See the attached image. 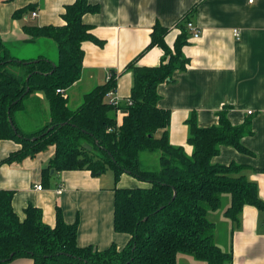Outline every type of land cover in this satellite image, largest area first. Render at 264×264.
Returning <instances> with one entry per match:
<instances>
[{"label": "trees", "instance_id": "1", "mask_svg": "<svg viewBox=\"0 0 264 264\" xmlns=\"http://www.w3.org/2000/svg\"><path fill=\"white\" fill-rule=\"evenodd\" d=\"M32 11L33 6H27L12 17L19 19ZM98 11L99 6L88 0H75L61 14L63 25L22 27L32 41L54 42L55 60L41 54L17 59L0 37V141L11 140L20 146L0 164L20 163L53 147L52 158L41 170L43 179L51 171H87L92 177L110 171L115 184L123 174L148 184L114 188L113 228L130 239L121 250L115 246L102 251L79 247L77 223L66 224L60 209H56L54 227L46 225L41 210L32 205L20 220L11 205L13 191L0 190V264L19 258L31 259L33 264H177L179 256L201 264H232L231 251L216 243L218 218L233 230L244 206L264 211V203L258 198L256 184L242 174L243 166L218 165L212 159L222 146L247 153L241 139L251 133L249 123L233 127L227 111L222 110L217 125L200 128L192 115L186 123L191 154L169 143L170 112L158 108L157 88L171 82L174 73L188 64L181 51L190 37L188 21L180 26L172 49L164 41L168 29L153 26L149 44L124 69L132 76L124 103L113 107L106 100V94L116 90V74L112 73L109 81L83 94L80 104L70 108L66 96L56 91H65L80 79L82 43L101 45L82 21L85 14ZM153 47L163 51L160 63L138 65L137 60ZM36 94L47 102L49 119L27 133L15 116ZM117 111L123 112L120 123ZM146 152L156 154L158 170L142 167L141 155Z\"/></svg>", "mask_w": 264, "mask_h": 264}, {"label": "crops", "instance_id": "2", "mask_svg": "<svg viewBox=\"0 0 264 264\" xmlns=\"http://www.w3.org/2000/svg\"><path fill=\"white\" fill-rule=\"evenodd\" d=\"M75 0H0V37L11 56L27 60L40 55L23 32L25 25L61 26V14L66 5ZM99 11L85 14L84 24L101 45L85 41L80 79L64 91L68 106L75 109L83 94L106 82L108 73L116 74V97L124 103L130 95L132 76L124 72L126 65L144 51L150 41L153 26L168 29L164 41L172 49L186 21L199 31V37H189L182 48L188 59L183 71H176L173 80L157 88L158 108L170 112L168 139L172 146L183 147L187 155V120L194 115L200 128L218 124V113L226 110L233 127L249 123L250 134L241 139L247 153L222 146L212 163L244 167V177L254 182L258 198L264 203V0H88ZM27 6L37 12L14 19L12 14ZM188 19V20H186ZM238 32V39L234 35ZM163 51L153 47L137 60L140 66L154 67L160 63ZM34 106H45L41 94L29 99ZM250 112V114H248ZM123 112H117V123ZM45 119L40 123H47ZM24 132L25 128L16 122ZM159 136V135H158ZM11 140L0 141V162L19 149ZM54 154L53 147L34 158L20 163L0 164V190L13 191L12 209L20 220L32 205L42 212V220L49 227L56 223V209H60L66 224L77 223L76 243L99 251L110 246L123 249L130 236L116 233L113 228L114 188L148 187L134 177L123 174L114 183L112 173L92 177L87 171L51 173L47 179L41 170ZM41 185V190L36 186ZM61 189V194L57 191ZM225 230L216 243L232 254V264H264V211L246 205L242 208L238 225H231L219 217ZM227 222V223H226ZM8 264H33L19 258ZM177 264H201L187 256H179Z\"/></svg>", "mask_w": 264, "mask_h": 264}, {"label": "rangeland", "instance_id": "3", "mask_svg": "<svg viewBox=\"0 0 264 264\" xmlns=\"http://www.w3.org/2000/svg\"><path fill=\"white\" fill-rule=\"evenodd\" d=\"M34 48H39V53L41 55L47 56L48 58L55 60L57 57L56 45L54 42L46 39H39V42L33 46ZM48 106L45 102V106H34L30 104V101H25V110L23 112L17 113L15 116L16 122H22L21 124L25 128H34L35 125L42 122L44 119L47 121L49 119ZM43 126L44 123H40ZM142 167L150 170H158L159 165L156 158V154L143 153L141 155ZM107 173H111L107 171ZM213 218V217H212ZM219 231L217 232L218 238L223 237L225 230L222 225L218 226ZM217 241V240H216Z\"/></svg>", "mask_w": 264, "mask_h": 264}, {"label": "built area", "instance_id": "4", "mask_svg": "<svg viewBox=\"0 0 264 264\" xmlns=\"http://www.w3.org/2000/svg\"><path fill=\"white\" fill-rule=\"evenodd\" d=\"M248 1H249V3L252 2V0H248ZM36 15H37V12H32L30 16H31L32 18H34V17H36ZM186 28H187V30H188L189 33H190V37H192V38H194V39H196V38L199 37L200 31H199L194 25H192V23H190V22L186 23ZM234 35H235L236 39L239 38V37H238V32H237V31H234ZM111 77H112V74L108 73V75H107V77H106V82L109 81V80L111 79ZM56 92H57L58 94L64 95V91L57 90ZM106 100H107L108 104H110V105L113 106V107H117V106L119 105V100H118V98L116 97L115 90H111V91H109V92L106 94ZM129 105H130V104H129ZM117 112H119V111H117ZM248 114H250V112H249ZM119 123H120V122H119ZM36 189H37V190H41V186H40V185H37V186H36ZM57 193L60 194V193H61V189L58 190Z\"/></svg>", "mask_w": 264, "mask_h": 264}, {"label": "water", "instance_id": "5", "mask_svg": "<svg viewBox=\"0 0 264 264\" xmlns=\"http://www.w3.org/2000/svg\"><path fill=\"white\" fill-rule=\"evenodd\" d=\"M10 122V124H11V121H9ZM12 125V124H11ZM51 173H53L52 171H51Z\"/></svg>", "mask_w": 264, "mask_h": 264}]
</instances>
